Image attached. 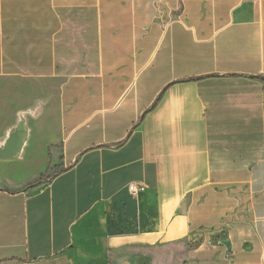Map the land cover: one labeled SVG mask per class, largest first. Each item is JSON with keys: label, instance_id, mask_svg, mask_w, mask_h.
Returning a JSON list of instances; mask_svg holds the SVG:
<instances>
[{"label": "crops", "instance_id": "obj_1", "mask_svg": "<svg viewBox=\"0 0 264 264\" xmlns=\"http://www.w3.org/2000/svg\"><path fill=\"white\" fill-rule=\"evenodd\" d=\"M0 264H264V0H0Z\"/></svg>", "mask_w": 264, "mask_h": 264}, {"label": "built area", "instance_id": "obj_2", "mask_svg": "<svg viewBox=\"0 0 264 264\" xmlns=\"http://www.w3.org/2000/svg\"><path fill=\"white\" fill-rule=\"evenodd\" d=\"M146 188L147 186L143 182H132L128 185L129 191L134 195L140 194L141 192L145 191Z\"/></svg>", "mask_w": 264, "mask_h": 264}, {"label": "trees", "instance_id": "obj_3", "mask_svg": "<svg viewBox=\"0 0 264 264\" xmlns=\"http://www.w3.org/2000/svg\"><path fill=\"white\" fill-rule=\"evenodd\" d=\"M44 180H45V176L41 177L38 181H36L35 183L31 184L30 186H34V185H36L38 183L43 182Z\"/></svg>", "mask_w": 264, "mask_h": 264}]
</instances>
